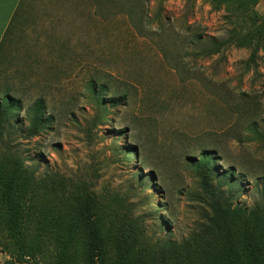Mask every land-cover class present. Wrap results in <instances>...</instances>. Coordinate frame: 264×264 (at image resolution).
Segmentation results:
<instances>
[{"label": "rangeland", "instance_id": "1", "mask_svg": "<svg viewBox=\"0 0 264 264\" xmlns=\"http://www.w3.org/2000/svg\"><path fill=\"white\" fill-rule=\"evenodd\" d=\"M135 2L143 10L141 36L125 16L88 28L87 37L84 28H33L44 47L42 66L34 74L0 72V96L9 90L22 102L13 127L28 125L25 112L39 99L54 118L50 129L16 145L27 173L87 184L116 226L138 222L146 230L141 247L153 254L184 242L204 222V155L212 158L209 187L231 195L233 206L264 207V37L258 47L232 40L264 30V0L122 5ZM68 34L84 63L54 80L43 67L51 65L45 48ZM211 40L224 46L205 58L198 48ZM90 80L105 86L101 102ZM8 260L0 246V264Z\"/></svg>", "mask_w": 264, "mask_h": 264}, {"label": "trees", "instance_id": "2", "mask_svg": "<svg viewBox=\"0 0 264 264\" xmlns=\"http://www.w3.org/2000/svg\"><path fill=\"white\" fill-rule=\"evenodd\" d=\"M208 1L216 7L229 0ZM91 2L95 16L103 22L125 16L131 28L142 35L140 3L126 6L122 4L127 0ZM255 35L232 40L241 47H250L256 39L262 40L264 30ZM203 43L198 52L205 58L220 54L224 46L215 40ZM18 73L1 74L7 77ZM87 85L94 101L101 102L105 86L95 80ZM10 93L7 90L0 96V163L8 164L7 168L0 165V246L9 257L4 264H264V207L255 205L247 211L233 206L231 195L209 187L207 178L212 170L207 163L212 161L211 156L204 155L206 164L198 166L205 175L204 222L184 242L169 243L166 252L150 254L141 247L140 237L146 230L138 222L116 226L105 216L87 184L75 185L55 174L36 181L32 173H27L16 145L50 129L54 118L47 116L46 104L39 99L25 112L28 125L13 127L14 112H21L23 106Z\"/></svg>", "mask_w": 264, "mask_h": 264}, {"label": "crops", "instance_id": "3", "mask_svg": "<svg viewBox=\"0 0 264 264\" xmlns=\"http://www.w3.org/2000/svg\"><path fill=\"white\" fill-rule=\"evenodd\" d=\"M48 10L53 16L47 14ZM47 24L51 28H84L81 33L86 37L88 28H106L95 16L91 0H0V72L28 69L29 74L36 73L42 66L39 49L44 47L37 44L40 37L32 29L44 28ZM31 31L38 38L30 37ZM71 41L72 36L68 34L63 41L50 40L52 46L45 48L49 50L46 55L51 56L48 63L51 65L43 64V67L52 72L54 80L71 75L78 63H84ZM60 63L66 71L59 68Z\"/></svg>", "mask_w": 264, "mask_h": 264}, {"label": "built area", "instance_id": "4", "mask_svg": "<svg viewBox=\"0 0 264 264\" xmlns=\"http://www.w3.org/2000/svg\"><path fill=\"white\" fill-rule=\"evenodd\" d=\"M4 255L6 256V254L4 253Z\"/></svg>", "mask_w": 264, "mask_h": 264}]
</instances>
